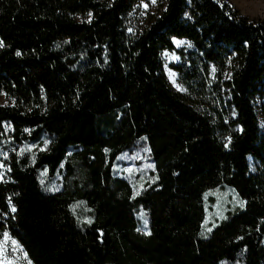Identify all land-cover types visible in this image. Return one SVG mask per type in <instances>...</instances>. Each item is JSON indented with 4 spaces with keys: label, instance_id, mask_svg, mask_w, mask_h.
I'll return each instance as SVG.
<instances>
[{
    "label": "trees",
    "instance_id": "16d2710c",
    "mask_svg": "<svg viewBox=\"0 0 264 264\" xmlns=\"http://www.w3.org/2000/svg\"><path fill=\"white\" fill-rule=\"evenodd\" d=\"M137 1L0 0V240L33 264H264V19L162 0L131 30ZM174 38L194 45L175 65L191 94L217 69L210 110L165 73ZM123 155L153 165L138 191ZM226 187L242 205L209 222L207 195Z\"/></svg>",
    "mask_w": 264,
    "mask_h": 264
},
{
    "label": "rangeland",
    "instance_id": "374dc122",
    "mask_svg": "<svg viewBox=\"0 0 264 264\" xmlns=\"http://www.w3.org/2000/svg\"><path fill=\"white\" fill-rule=\"evenodd\" d=\"M229 2L250 18L264 19V0H229ZM163 4L162 0H155V3L152 0H138L128 15L127 24L130 29L133 30L141 27L146 19L160 11ZM173 41L175 49H165L161 54L163 67L172 87L176 91L186 95L192 102L200 104L201 109L210 110L211 107L207 104L215 105L214 96L216 95L214 85L220 82L217 77V69L215 67L212 69L210 93L206 98H200L191 94L175 65L186 63L185 58L187 57L184 54L193 50L194 45L186 38H174ZM213 86L214 89L212 88ZM9 102L5 93L0 92V104H7ZM7 130H9V127H7ZM1 152L3 154V151ZM249 162L252 172L257 173L262 169L260 162L256 161L252 156H249ZM115 169L118 175L127 177L138 191L152 179L154 168L152 163L143 158V156L123 155L115 164ZM5 175L4 158L0 156V180ZM206 203L207 220L213 223H217L223 219L228 210L242 205L238 194L230 187L212 189L207 195ZM137 217L140 222L139 230L148 232V220L144 211L139 210ZM0 264H33L22 245L7 231L3 233L0 240Z\"/></svg>",
    "mask_w": 264,
    "mask_h": 264
},
{
    "label": "snow or ice",
    "instance_id": "6c2138e0",
    "mask_svg": "<svg viewBox=\"0 0 264 264\" xmlns=\"http://www.w3.org/2000/svg\"><path fill=\"white\" fill-rule=\"evenodd\" d=\"M152 2L155 3V0H152ZM145 6H146V5H145ZM0 46H3V45H2V42H0ZM18 55H19V53H18ZM12 211H15V208H13Z\"/></svg>",
    "mask_w": 264,
    "mask_h": 264
}]
</instances>
